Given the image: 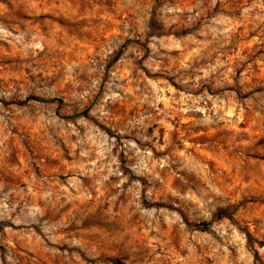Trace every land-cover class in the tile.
Returning a JSON list of instances; mask_svg holds the SVG:
<instances>
[{"label":"rangeland","instance_id":"374dc122","mask_svg":"<svg viewBox=\"0 0 264 264\" xmlns=\"http://www.w3.org/2000/svg\"><path fill=\"white\" fill-rule=\"evenodd\" d=\"M0 264H264V0H0Z\"/></svg>","mask_w":264,"mask_h":264},{"label":"trees","instance_id":"16d2710c","mask_svg":"<svg viewBox=\"0 0 264 264\" xmlns=\"http://www.w3.org/2000/svg\"><path fill=\"white\" fill-rule=\"evenodd\" d=\"M123 51H124V49L121 48V49H119L116 52V54L114 55V57L112 58V60L109 62V66L113 65L120 58V56L122 55ZM233 90H235V92L237 93V95L243 96L240 88L237 85L233 88ZM31 100H37V101H42V102H46V103H53V102L59 103L60 102V99H58V98L45 99V98H39L37 96H28L24 100L18 101L17 103H19V104H25V103H27V102H29ZM85 113H86V111H85ZM153 205H160V204L156 203V204H153ZM218 213H219L220 216L231 217L230 216L231 214L228 213V210L227 209H221V210H219ZM195 225L196 226H200V225L207 226L208 223L204 221L202 223H197ZM247 235L249 236V233L248 232H247Z\"/></svg>","mask_w":264,"mask_h":264}]
</instances>
